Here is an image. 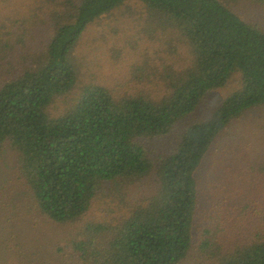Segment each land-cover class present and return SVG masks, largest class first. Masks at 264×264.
<instances>
[{
  "label": "trees",
  "instance_id": "trees-1",
  "mask_svg": "<svg viewBox=\"0 0 264 264\" xmlns=\"http://www.w3.org/2000/svg\"><path fill=\"white\" fill-rule=\"evenodd\" d=\"M128 2L144 9L188 46V65H171L135 78L152 89L114 96L81 83L74 59L88 26ZM56 26L36 65L0 86V152H16L20 175L38 212L56 224H73L110 182H141L152 173L155 189L112 229L99 249L81 240L73 249L96 264H181L192 248L199 207L198 171L220 136L247 111L264 108V31L243 21L227 0H77ZM151 78L160 84H150ZM81 85V86H79ZM231 87L207 117L191 121L212 92ZM73 91H76L71 98ZM68 97L57 117L49 109ZM186 123L175 151L156 163L140 140L167 137ZM209 203L217 224L203 228L199 247L216 264H264V236L229 248L214 236L227 202ZM225 216V213L223 214ZM211 219V220H212ZM87 225L86 232L106 229ZM92 242V237L89 240ZM223 244V243H222ZM211 257L209 259L211 260Z\"/></svg>",
  "mask_w": 264,
  "mask_h": 264
},
{
  "label": "rangeland",
  "instance_id": "rangeland-1",
  "mask_svg": "<svg viewBox=\"0 0 264 264\" xmlns=\"http://www.w3.org/2000/svg\"><path fill=\"white\" fill-rule=\"evenodd\" d=\"M227 1L243 21L255 23L264 31V0ZM68 2L77 0H0V86L39 62L56 26L64 24L63 19L72 10ZM145 55L150 57L145 67L147 80L151 77L148 72L165 65L178 71L190 60L189 48L180 37L155 21L140 3L128 2L92 23L83 34L74 53L80 84L101 85L114 96L150 90V85L135 78ZM148 82L160 84L156 78ZM230 92L228 87L209 94L191 121L207 117ZM69 96L55 100L49 109L51 117L62 113ZM186 125L179 123L167 137L140 143L157 163L175 151ZM19 168L16 152L4 147L0 152V264H96L72 245L85 240L90 243L89 253L99 249L121 219L155 189L153 173L133 184L110 182L97 193L91 210L78 222L56 224L38 212ZM198 178L200 209L191 251L181 264H216L211 249L202 250L199 241L203 228L212 222L217 224L210 217L209 203L216 200L217 209L218 196L227 202V208L222 209L223 221L214 235L217 242L234 249L264 236V108L247 111L222 133L198 171ZM90 224H95L94 229L96 224L106 229L89 234L86 227Z\"/></svg>",
  "mask_w": 264,
  "mask_h": 264
}]
</instances>
